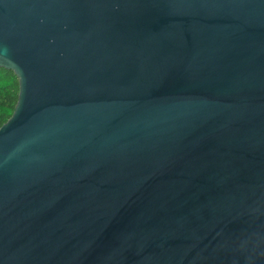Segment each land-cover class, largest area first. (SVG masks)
Here are the masks:
<instances>
[{
    "label": "water",
    "instance_id": "water-1",
    "mask_svg": "<svg viewBox=\"0 0 264 264\" xmlns=\"http://www.w3.org/2000/svg\"><path fill=\"white\" fill-rule=\"evenodd\" d=\"M0 264H264V0H0Z\"/></svg>",
    "mask_w": 264,
    "mask_h": 264
},
{
    "label": "trees",
    "instance_id": "trees-1",
    "mask_svg": "<svg viewBox=\"0 0 264 264\" xmlns=\"http://www.w3.org/2000/svg\"><path fill=\"white\" fill-rule=\"evenodd\" d=\"M18 80L14 73L0 67V127L11 116L17 102Z\"/></svg>",
    "mask_w": 264,
    "mask_h": 264
}]
</instances>
